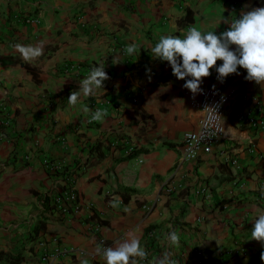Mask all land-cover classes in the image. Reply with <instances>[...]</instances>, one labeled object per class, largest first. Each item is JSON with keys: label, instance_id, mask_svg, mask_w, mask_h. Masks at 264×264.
<instances>
[{"label": "crops", "instance_id": "obj_1", "mask_svg": "<svg viewBox=\"0 0 264 264\" xmlns=\"http://www.w3.org/2000/svg\"><path fill=\"white\" fill-rule=\"evenodd\" d=\"M254 7L264 0H0V264H105L95 255L99 236L109 247L138 237L148 253L140 264L164 253L176 264H202L197 248L213 257L232 251L206 264H264V247L250 239L253 219L264 210V125L255 130L236 120L240 109L264 114V84L246 80L243 68L221 82L211 69L201 87L230 92L224 137L188 159L183 135L198 128L202 114L185 94L188 78L177 79L168 62L151 56L161 35L182 36L192 25L220 34L230 27L226 21ZM187 11L191 22L182 21ZM24 13L35 19L26 22ZM17 43L39 45L43 54L23 61ZM130 44L137 45L131 56L124 51ZM98 65L109 77L104 88L69 105L80 79ZM107 98L121 109L105 104ZM83 106L107 115L89 122ZM96 141L120 147L97 159L88 152ZM129 147L140 151L117 160ZM44 157L60 166L80 162L78 213L62 216L44 203L58 184ZM113 198L118 208L110 206ZM93 220L101 224L97 233L89 228ZM170 232L178 245L166 240ZM57 246L82 253L43 262ZM17 254L19 262L11 260Z\"/></svg>", "mask_w": 264, "mask_h": 264}, {"label": "clouds", "instance_id": "obj_2", "mask_svg": "<svg viewBox=\"0 0 264 264\" xmlns=\"http://www.w3.org/2000/svg\"><path fill=\"white\" fill-rule=\"evenodd\" d=\"M230 27L217 34L216 31H202L198 27L189 26L181 35H161L158 42L151 47V56L160 61H166L177 79L185 80L184 88L191 91L193 97L202 92L203 79L211 75V69L218 73L217 79L221 82L231 74H239L238 68L246 70L245 77L257 85L264 84V7H254L242 11L238 18L226 21ZM233 46H235L233 48ZM15 51L23 61H32L43 54L39 45H13ZM126 55H134L137 45L130 44L125 48ZM115 57L113 63H119ZM217 61H222L217 65ZM190 77V78H189ZM108 74L103 66L93 67L89 74L80 79L78 90H74L68 97V104L76 107L81 98L94 96L100 88H104V81ZM215 88V85H213ZM86 115L90 113L89 122H102L107 115L106 110L97 108L91 111L83 106ZM196 137H192L195 139ZM111 207L118 208L120 201L113 198L109 202ZM124 211H128L127 208ZM250 239L264 247V210L258 211L253 219ZM170 245H178L179 237L175 232L166 234ZM95 255L105 261V264H140L146 261L148 253L141 245L138 237H128L116 241L115 246L102 247L97 245ZM264 261V251L260 253ZM80 264H89L87 259H81ZM148 264H176L168 253L154 258Z\"/></svg>", "mask_w": 264, "mask_h": 264}, {"label": "built area", "instance_id": "obj_3", "mask_svg": "<svg viewBox=\"0 0 264 264\" xmlns=\"http://www.w3.org/2000/svg\"><path fill=\"white\" fill-rule=\"evenodd\" d=\"M32 18H26V22L33 21ZM202 92L198 93L193 97L190 90H185V94L190 98L191 103L195 105L201 112L198 128L192 131L185 132L182 140V154L184 158L193 159L198 155L200 150L210 152L212 144L219 138L224 137V126L222 118L226 109V106L230 102V92L227 90H219L213 88V86L201 87ZM105 104L109 105L114 111H119L121 105L118 102L111 100L110 98L105 99ZM255 106L259 111L263 112L261 108L260 100H255ZM236 120L239 123H246L253 129L261 128L264 125V114L254 116L248 111L240 109L236 113ZM4 124H8V119L4 120ZM3 133V132H2ZM0 132V135H2ZM192 137H196L192 139ZM250 143L252 141L250 140ZM133 148H127V152H130ZM234 163L236 159L232 160ZM43 164L47 166L49 172L56 174L61 172L63 166L54 163L47 157L43 158ZM58 178V184L54 186L51 196V204L54 205L52 208L54 212L62 216L71 215L78 213L81 209V200L78 196L77 190L74 187L75 175L68 179H62L61 176L56 174ZM201 191H205L202 189ZM109 193V192H108ZM112 195V194H110ZM100 222L93 220L90 223V231L97 233L100 229ZM99 245L102 247H109L107 242L102 236L98 237ZM80 252L78 248L69 246H57L52 251H45L41 256L43 262H49V260L55 259L60 254ZM196 258L199 263H215L224 258V256L231 255L230 249L226 250L223 254L218 257H213L210 254H206L203 250L197 248L194 250Z\"/></svg>", "mask_w": 264, "mask_h": 264}, {"label": "trees", "instance_id": "obj_4", "mask_svg": "<svg viewBox=\"0 0 264 264\" xmlns=\"http://www.w3.org/2000/svg\"><path fill=\"white\" fill-rule=\"evenodd\" d=\"M23 17H26L27 18H32V19H35L34 15L33 14H28V13H24L22 14ZM192 18H191V12L190 11H187L186 14L184 15V17L182 18V21L184 22H191ZM169 146H174V144L172 143H168ZM120 147L119 144H116L115 142H109L107 145H103V143L101 141H96L93 145H91L89 147V155H92V156H95L97 159H100L104 156V154L110 149V148H118ZM140 149L139 148H133L131 150V152H129L128 154L120 157V158H117V160H122V159H129V158H132L134 156H136L138 153H139ZM88 155V156H89ZM52 160V159H50ZM87 162V159L85 161V163ZM27 165V161L23 162V166ZM80 162H76L73 166H69V165H65L63 166L62 168V171L61 172H57L56 174L60 175L62 179H68V178H71L75 173H76V169H78L80 167ZM49 172V171H48ZM50 174H52L53 176H56V174H54L53 172H49ZM53 189L50 190V194L49 195H46L44 197V203L47 204V207H49L51 210H53L52 208L54 207V205L51 204V192H52ZM17 257H11V260L15 261V262H19V255L17 254L16 255Z\"/></svg>", "mask_w": 264, "mask_h": 264}]
</instances>
